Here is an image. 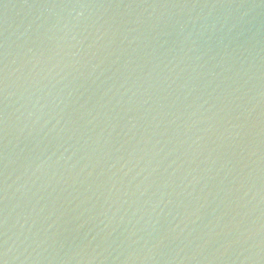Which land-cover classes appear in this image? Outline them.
I'll return each mask as SVG.
<instances>
[{"label": "water", "instance_id": "95a60500", "mask_svg": "<svg viewBox=\"0 0 264 264\" xmlns=\"http://www.w3.org/2000/svg\"><path fill=\"white\" fill-rule=\"evenodd\" d=\"M0 264H264V0H0Z\"/></svg>", "mask_w": 264, "mask_h": 264}]
</instances>
